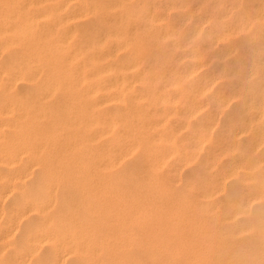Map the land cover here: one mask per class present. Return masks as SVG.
<instances>
[{
	"label": "rangeland",
	"instance_id": "rangeland-1",
	"mask_svg": "<svg viewBox=\"0 0 264 264\" xmlns=\"http://www.w3.org/2000/svg\"><path fill=\"white\" fill-rule=\"evenodd\" d=\"M0 5V104L13 109L0 122L20 124L3 129L4 138L18 130V152L0 175L28 173L0 197V264L53 258L50 242L25 239L44 215L138 231L145 261L168 258L159 248L174 234L197 241L202 227L238 222L221 219L254 184L235 166L258 160L255 176L264 174V141L254 145L264 136V102L254 106L256 90L264 101V0ZM8 188L0 179V193ZM27 196L44 212L18 221Z\"/></svg>",
	"mask_w": 264,
	"mask_h": 264
},
{
	"label": "bare ground",
	"instance_id": "bare-ground-1",
	"mask_svg": "<svg viewBox=\"0 0 264 264\" xmlns=\"http://www.w3.org/2000/svg\"><path fill=\"white\" fill-rule=\"evenodd\" d=\"M14 1L27 3L30 0H0V3L8 5L14 3ZM100 1L104 2V4L108 2V0ZM177 1L181 6L186 5V0ZM0 7L4 6L0 5ZM83 11L79 13V16L83 15ZM24 30L22 26L13 28V31L17 33L20 31L24 32ZM26 31H29V29L26 28ZM191 57H197V53H192ZM103 59L102 55L96 58L97 61ZM109 70V68H104L102 71ZM91 75L97 76L99 72L92 70ZM255 92L254 100L256 102L254 106L258 107L264 102L263 95H260L258 90ZM193 109V105L188 106L186 113H191ZM12 113L13 109L9 103L0 104V114L4 115L2 118H7ZM10 127L19 129L20 124L9 123L5 119L1 120L0 141L4 138L3 129ZM236 132L239 133L241 130ZM17 133L18 130L14 129V137L4 138L5 144L0 147V165L9 170L13 169V164L17 159L18 147L15 146V134ZM254 140V145L256 143L258 145L264 141V136L259 133L255 134ZM217 149L219 154L226 151L221 148ZM251 156L254 159L253 153ZM236 167H242L247 170L254 184L253 190L248 193H240L237 197V201L234 202L231 210V216H222L221 219H235L238 213L241 215L239 219H235L238 222L230 227L223 228L210 224L202 227L197 241L189 238L178 239L177 234H174L171 237V243L169 242V249L165 246H159L160 253L169 255L166 259L152 256L145 261V255L141 258V251H145L147 255L149 254L145 248L149 244L148 242L145 244L141 242L138 237V231L124 228L106 230L95 224H83L75 220L68 222V224L55 223L53 218L47 215L43 216V226L34 227L31 231L27 230L25 232V239L34 247H39L41 242L44 241L52 244L54 247L53 258L43 264H58V261L64 262L66 259L83 260V263L80 264H264V174L260 177L255 176L258 172H262V167L258 160L249 162V164L242 163L235 166V169ZM27 175V169H25L23 175H18L14 172L0 175V179L4 178L5 184L9 187L8 190L0 193V197L10 192V188L13 189L11 187L13 186V180L24 179ZM35 201L30 196L21 198L14 206L15 218L20 221L21 217L32 211L36 212L37 215H41L44 212V206ZM193 209L195 210L196 208L194 207ZM193 209L187 208L185 221L196 233L198 231L191 226L193 222L191 212ZM12 229L9 228V232ZM132 246L134 248L129 249ZM151 247L150 245L148 249ZM133 254L136 256H133ZM177 259L182 260L181 263H178Z\"/></svg>",
	"mask_w": 264,
	"mask_h": 264
}]
</instances>
